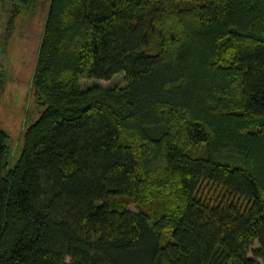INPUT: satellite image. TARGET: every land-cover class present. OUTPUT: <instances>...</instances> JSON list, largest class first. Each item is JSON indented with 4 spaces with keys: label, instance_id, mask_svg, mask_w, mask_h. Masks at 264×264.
<instances>
[{
    "label": "trees",
    "instance_id": "trees-1",
    "mask_svg": "<svg viewBox=\"0 0 264 264\" xmlns=\"http://www.w3.org/2000/svg\"><path fill=\"white\" fill-rule=\"evenodd\" d=\"M0 10L2 55L38 39L15 146L0 125V264H264V0Z\"/></svg>",
    "mask_w": 264,
    "mask_h": 264
},
{
    "label": "rangeland",
    "instance_id": "rangeland-1",
    "mask_svg": "<svg viewBox=\"0 0 264 264\" xmlns=\"http://www.w3.org/2000/svg\"><path fill=\"white\" fill-rule=\"evenodd\" d=\"M0 10V32L3 28L4 16ZM40 17L34 21H26L25 27L38 31ZM22 30H17L15 38L8 47L7 55L0 53V80H4L3 90L0 91V125L12 136L13 146L17 143L18 132L23 124V116L26 109H29L32 102L29 98L30 88L28 78L31 75L32 62L37 47V37L35 35L26 36L20 34ZM0 41V45H1ZM2 45L0 47L1 52ZM125 81L122 74L114 76L112 79L104 81L99 79L83 80L80 83L81 89L90 86L102 88L122 87ZM16 148L13 150V157ZM133 209V207H130Z\"/></svg>",
    "mask_w": 264,
    "mask_h": 264
}]
</instances>
